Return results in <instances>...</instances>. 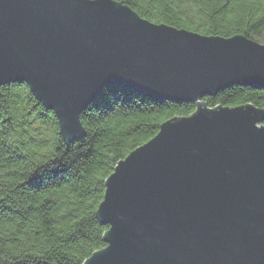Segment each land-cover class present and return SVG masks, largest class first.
Instances as JSON below:
<instances>
[{
  "label": "water",
  "instance_id": "95a60500",
  "mask_svg": "<svg viewBox=\"0 0 264 264\" xmlns=\"http://www.w3.org/2000/svg\"><path fill=\"white\" fill-rule=\"evenodd\" d=\"M28 84L66 143L111 85L193 104L119 162L83 264H264V110L201 100L264 89V45L153 24L115 0H0V86Z\"/></svg>",
  "mask_w": 264,
  "mask_h": 264
},
{
  "label": "trees",
  "instance_id": "16d2710c",
  "mask_svg": "<svg viewBox=\"0 0 264 264\" xmlns=\"http://www.w3.org/2000/svg\"><path fill=\"white\" fill-rule=\"evenodd\" d=\"M115 1L153 24L264 45V0ZM201 102L264 110V89L233 85ZM194 111L111 85L80 113L84 138L66 143L55 112L28 84L0 86V264H83L105 248L108 227L96 211L106 180L163 123Z\"/></svg>",
  "mask_w": 264,
  "mask_h": 264
},
{
  "label": "built area",
  "instance_id": "2783aa9c",
  "mask_svg": "<svg viewBox=\"0 0 264 264\" xmlns=\"http://www.w3.org/2000/svg\"><path fill=\"white\" fill-rule=\"evenodd\" d=\"M195 112V111H194Z\"/></svg>",
  "mask_w": 264,
  "mask_h": 264
}]
</instances>
